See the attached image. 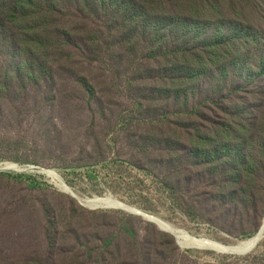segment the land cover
I'll list each match as a JSON object with an SVG mask.
<instances>
[{
    "label": "rangeland",
    "instance_id": "1",
    "mask_svg": "<svg viewBox=\"0 0 264 264\" xmlns=\"http://www.w3.org/2000/svg\"><path fill=\"white\" fill-rule=\"evenodd\" d=\"M239 3L233 11L224 3L223 17L264 29V0ZM62 13L70 36L55 33L48 54L0 49V165L52 169L83 199L111 196L195 237L236 244L257 235L264 80L248 95L205 104L212 78L174 81L169 57L144 58L138 34L129 42L103 16L89 23ZM188 86L195 95L185 108L174 89ZM3 172L0 264H264V239L244 255L182 248L143 216L89 208L36 170L22 173L36 187Z\"/></svg>",
    "mask_w": 264,
    "mask_h": 264
},
{
    "label": "trees",
    "instance_id": "2",
    "mask_svg": "<svg viewBox=\"0 0 264 264\" xmlns=\"http://www.w3.org/2000/svg\"><path fill=\"white\" fill-rule=\"evenodd\" d=\"M169 1L173 9L185 8L168 10L164 0H0V49L16 48L22 56L48 54L58 43L55 33L70 36L60 27L65 21L63 9H72L81 15L73 16L83 22L91 23L89 16L105 17L109 22L107 29L112 28L114 34H120L129 42L138 34L139 40L146 43L141 49L144 58H170L167 62L174 65V81L192 80L202 75L212 78L216 83L204 90L205 104L223 103L256 89L264 80V29L223 17L224 3L233 11L244 0ZM211 12L219 16L216 21L208 17ZM99 27L96 25L97 30L92 32L100 33ZM86 30L82 28L83 32ZM174 92L176 99L184 95L187 108L189 92L195 95V88H175ZM244 112L238 110L235 114ZM2 174L26 180L30 187L37 186L31 175Z\"/></svg>",
    "mask_w": 264,
    "mask_h": 264
},
{
    "label": "bare ground",
    "instance_id": "3",
    "mask_svg": "<svg viewBox=\"0 0 264 264\" xmlns=\"http://www.w3.org/2000/svg\"><path fill=\"white\" fill-rule=\"evenodd\" d=\"M1 167H4L9 170H18V171L24 169V166L12 162H5L1 164ZM37 171L39 173L44 174L48 178V180L61 191L67 192L69 194L73 193L75 197L79 201H81L82 204H84L89 208H119L129 212L146 215L149 219L154 221V224H156L159 227V229L173 235L178 245L181 246L182 248L189 247V248H197V249H213L214 251L221 254L244 255L254 249L253 246L256 242L257 236L264 232V224H263L257 235L249 239L242 240L236 244H223L221 242L212 240L210 238L195 237L184 229L176 228L174 225L158 217L145 214L135 208L129 207L128 205L122 203L121 201L111 196H104V197L94 196L83 199L79 197L75 192L71 191V189L63 183L60 176L54 170L38 168Z\"/></svg>",
    "mask_w": 264,
    "mask_h": 264
},
{
    "label": "water",
    "instance_id": "4",
    "mask_svg": "<svg viewBox=\"0 0 264 264\" xmlns=\"http://www.w3.org/2000/svg\"><path fill=\"white\" fill-rule=\"evenodd\" d=\"M27 170H38V167L37 166H33V165H28V166H26V167H24V169H22V170H20V171H18V170H9V169H6V168H4V167H1V165H0V172L1 171H5V172H14V173H23V172H26ZM73 197H75V195L73 194V193H70ZM76 198V197H75ZM80 203H81V201H80ZM133 213V212H132ZM136 214H138V215H140V216H143L144 218H146L148 221H150V222H152V223H154V221L153 220H151V219H149L146 215H143V214H140V213H136ZM264 239V232L263 233H261V234H259L258 236H257V239H256V242H255V244H254V248H256L257 246H258V244L262 241ZM251 250V249H250ZM249 252H251V251H249Z\"/></svg>",
    "mask_w": 264,
    "mask_h": 264
}]
</instances>
